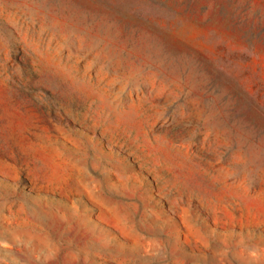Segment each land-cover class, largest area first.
I'll return each mask as SVG.
<instances>
[{"label":"rangeland","instance_id":"374dc122","mask_svg":"<svg viewBox=\"0 0 264 264\" xmlns=\"http://www.w3.org/2000/svg\"><path fill=\"white\" fill-rule=\"evenodd\" d=\"M0 264H264V0H0Z\"/></svg>","mask_w":264,"mask_h":264}]
</instances>
